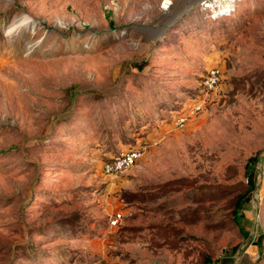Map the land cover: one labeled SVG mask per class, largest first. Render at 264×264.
<instances>
[{
    "label": "rangeland",
    "instance_id": "374dc122",
    "mask_svg": "<svg viewBox=\"0 0 264 264\" xmlns=\"http://www.w3.org/2000/svg\"><path fill=\"white\" fill-rule=\"evenodd\" d=\"M250 197L264 206V0H0V264H213Z\"/></svg>",
    "mask_w": 264,
    "mask_h": 264
},
{
    "label": "crops",
    "instance_id": "0c3cea01",
    "mask_svg": "<svg viewBox=\"0 0 264 264\" xmlns=\"http://www.w3.org/2000/svg\"><path fill=\"white\" fill-rule=\"evenodd\" d=\"M251 197L241 206V215L245 218L240 228L241 237L213 264H264V206L258 207V202L255 205ZM254 214L257 217L254 218Z\"/></svg>",
    "mask_w": 264,
    "mask_h": 264
},
{
    "label": "built area",
    "instance_id": "2783aa9c",
    "mask_svg": "<svg viewBox=\"0 0 264 264\" xmlns=\"http://www.w3.org/2000/svg\"><path fill=\"white\" fill-rule=\"evenodd\" d=\"M221 78L222 72L219 67L211 66L206 68L204 75L202 76L201 87L199 89V93L202 94V97H205L208 92H214L218 88ZM202 101L203 99L201 101L197 99L195 103L193 102V107L191 106L187 112L181 113L176 117L175 124L179 127L183 126L189 115L197 113L200 110ZM145 149V144H139L137 146H130L125 150H121L103 161V170L109 174L118 173L133 165L143 155ZM121 214L122 213L120 211H116L109 220L110 225H115L121 217Z\"/></svg>",
    "mask_w": 264,
    "mask_h": 264
},
{
    "label": "trees",
    "instance_id": "16d2710c",
    "mask_svg": "<svg viewBox=\"0 0 264 264\" xmlns=\"http://www.w3.org/2000/svg\"><path fill=\"white\" fill-rule=\"evenodd\" d=\"M110 157V156H108ZM248 178V182L250 183L249 184V189H253L254 188V182H253V179L250 178V176H247ZM246 196V193H243L241 195L238 196L236 202H235V206H234V211L236 210V208L238 209L239 205H240V201Z\"/></svg>",
    "mask_w": 264,
    "mask_h": 264
}]
</instances>
